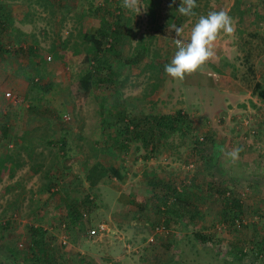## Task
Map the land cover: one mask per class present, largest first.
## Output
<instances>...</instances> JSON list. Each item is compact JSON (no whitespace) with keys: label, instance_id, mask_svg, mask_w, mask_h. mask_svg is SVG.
Returning a JSON list of instances; mask_svg holds the SVG:
<instances>
[{"label":"rangeland","instance_id":"1","mask_svg":"<svg viewBox=\"0 0 264 264\" xmlns=\"http://www.w3.org/2000/svg\"><path fill=\"white\" fill-rule=\"evenodd\" d=\"M181 1L192 2L185 13ZM193 1L0 0L15 8L0 28V155L21 159L0 177V264H264L249 252L264 237V102L254 85L256 71L264 84V0H239L243 16L230 13L236 0ZM107 11V24L120 11L126 28L84 91L83 35ZM115 103L135 115L181 109L188 128L154 151L138 141L120 148L98 116ZM94 155L119 174L91 186ZM157 180L193 182L191 220L153 214ZM224 188L243 208L233 226L221 219ZM74 199L84 202L75 224L65 217ZM100 223L106 231L90 234Z\"/></svg>","mask_w":264,"mask_h":264},{"label":"trees","instance_id":"2","mask_svg":"<svg viewBox=\"0 0 264 264\" xmlns=\"http://www.w3.org/2000/svg\"><path fill=\"white\" fill-rule=\"evenodd\" d=\"M151 4L150 6L153 7L155 2L153 0H150ZM193 1V0H192ZM194 2V1H193ZM263 4L262 1L259 0ZM190 4L192 2L190 1H181L176 4V8L180 9L181 13H185L187 9L190 8ZM243 9V8H242ZM240 6L239 0H236L233 4L231 14L234 15L235 11L238 12L240 16L245 15V10H242ZM254 13V12H253ZM109 14H111L109 11L106 12V16H104L103 21L100 25L96 26V29L92 33L84 34L83 36H87L90 41V47L86 50L84 56H83V62L84 64H87V70L86 72L81 76L80 83L81 87L84 91H89L92 85V78L94 75H96L97 72H101V70L104 69L105 62L101 59L99 56L103 53L104 50H111L113 51L114 46L120 41L122 31L125 30V25L120 22L119 19L122 18L121 12L119 11L117 14V19L115 22V25L107 24L109 22ZM182 15V14H181ZM111 16V15H110ZM178 24L181 21V18L177 20ZM105 41L108 44L104 48ZM35 47H29L30 53L34 52ZM91 55V56H90ZM94 63V65H93ZM91 64L95 68V70L91 69ZM90 66V67H89ZM96 71V73H94ZM108 73H111L110 71ZM107 79V78H106ZM255 91L257 96L264 102V84H261L260 82H257L255 84ZM122 105L118 109V107H113L110 109H103V106L100 107V112H98V116L101 118V122L103 125L107 124V126L112 125L114 128L111 130L113 133V142L120 146V148H126L128 147V143L131 141H138L141 143V146L149 149L151 151H154L157 146L160 144V142L165 141L167 138L171 137L174 133H179L183 135V133H186L185 130L188 128V120L183 113L181 109L176 110L173 113H165V114H143V115H135L132 112V108L126 107L123 103H115V106ZM104 112L106 113L105 117L103 116ZM197 143H200L201 141L196 139ZM61 145H65V139L62 137L60 138ZM93 159H90L87 163V171H86V179L89 181V184L91 186L96 185L102 178L109 176V172L113 171V173H118V168H106L105 165L94 155L92 157ZM18 156H14L12 153H7L4 155H0V177L7 172L8 170H11L12 167H16L19 165ZM151 182V181H149ZM214 180L209 181V185H214ZM153 187H156V184L160 186L161 184V191L159 192L158 196L154 195V203L155 206H153L152 211L154 213H159L162 211L163 214H169V217L171 215H174L176 217L179 216V219L186 214L187 218L189 220L192 219V216L189 215L190 209L188 201L189 193H185V189L188 187H193V182H189L188 185L182 184V188H179L176 184L173 182L164 181L161 182L160 180L153 181ZM209 188H212V186H208ZM216 189H220V187H217ZM219 192L222 191L224 193L227 191L225 188L222 190H218ZM228 195L224 194L225 202L223 204V207L221 209V219L224 222L228 221L226 219H229L232 223V226L237 223V221L241 220V214L243 211L241 200L235 196H233V193L231 191H227ZM226 193V192H225ZM193 192H190V196L193 195ZM120 199L123 200L125 203L132 204L133 200L126 195H120ZM156 201V202H155ZM84 202H78L77 199L72 200L69 203H66V213L65 217L68 218V220L75 224L77 221L79 222L82 213L79 210V205ZM142 204L138 205L137 209L141 212L143 216V209ZM188 214V215H187ZM154 227V225H152ZM160 226H155V229ZM32 236H36L39 234L38 229L34 226L30 228ZM195 238H197L199 241H206L207 239H210V236L208 234L203 233H195ZM234 246V243H232ZM237 250L236 257H241L246 255V251L242 246H234ZM14 251V250H13ZM249 252L256 257H263L264 259V237L261 238V240L256 243L254 242L253 247ZM249 255V253H248ZM50 259L53 258V256H49ZM36 262L38 264H42L39 259H36ZM81 264H88V263H81Z\"/></svg>","mask_w":264,"mask_h":264},{"label":"crops","instance_id":"3","mask_svg":"<svg viewBox=\"0 0 264 264\" xmlns=\"http://www.w3.org/2000/svg\"><path fill=\"white\" fill-rule=\"evenodd\" d=\"M48 3H51V1L49 2L48 1ZM1 5V4H0ZM15 9V8H14ZM14 9L13 10H11L9 7L7 8V7H5V6H3V5H1L0 6V28H2V26H4V27H6V25H9V23L7 22V20H9V21H12L14 18H11V16H12V12L14 11ZM11 11V12H10ZM6 19V24H5V20ZM21 32H23V31H21ZM20 31H14V33H16V36L19 34V33H21ZM31 31L30 30H28V31H26V33H30ZM23 33H25V32H23ZM30 35H32V33L30 34ZM250 66V64H248L247 65V67H246V69L248 68ZM252 66H256V65H252ZM249 69H251V68H249ZM255 74H256V78H255V82H254V85L257 83V82H259L260 80H258V73H257V71L255 72ZM258 74V75H257ZM239 90V87L238 86H235L234 88H232L231 90L232 91H238Z\"/></svg>","mask_w":264,"mask_h":264},{"label":"built area","instance_id":"4","mask_svg":"<svg viewBox=\"0 0 264 264\" xmlns=\"http://www.w3.org/2000/svg\"><path fill=\"white\" fill-rule=\"evenodd\" d=\"M176 44H177V46L180 47V48H183V47H184V44L181 43L180 41H178ZM5 96H6V97L11 96L10 92H6V93H5ZM159 228H160V227H158L157 230H158ZM104 231H106V225L103 224V223H100V224H98V226H96V228H93V229L89 230V233H90V234H95L96 232H97V233H101V232H104Z\"/></svg>","mask_w":264,"mask_h":264}]
</instances>
